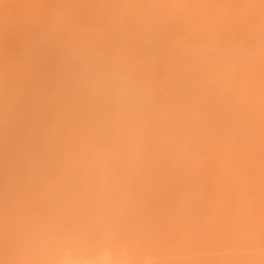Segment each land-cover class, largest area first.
I'll use <instances>...</instances> for the list:
<instances>
[{
  "label": "bare ground",
  "instance_id": "6f19581e",
  "mask_svg": "<svg viewBox=\"0 0 264 264\" xmlns=\"http://www.w3.org/2000/svg\"><path fill=\"white\" fill-rule=\"evenodd\" d=\"M178 252L264 264V0H0V264Z\"/></svg>",
  "mask_w": 264,
  "mask_h": 264
},
{
  "label": "rangeland",
  "instance_id": "374dc122",
  "mask_svg": "<svg viewBox=\"0 0 264 264\" xmlns=\"http://www.w3.org/2000/svg\"><path fill=\"white\" fill-rule=\"evenodd\" d=\"M189 195H191V194H189ZM194 195V194H193ZM198 195H199V197H198ZM195 194L193 197H194V199L195 200H200V197H201V200L202 201H204V203H203V205H201V207L202 208H200V205L198 206V205H194V207L196 206V208H193V206L191 205V204H189L187 201H190V200H194L193 199V197L192 196H185V195H180L179 196V194H177V196L174 194V195H166L167 197L165 198V197H163V196H165V195H154V198L152 197V196H148V197H146V196H137V200L139 199V201H140V199H142V200H147V199H151L152 200V202H153V204H148V207H146V204L145 203H129L130 204V207L132 208H130L129 207V204L128 203H126V205L125 204H123L124 206H121V205H116V206H118V208L119 207H121L120 208V211L119 210H117V207L116 206H112V208H110V206H108L107 208H109V209H111V211H112V213H114V214H116V213H121V215L120 216H122V217H124V213L126 212V217H130V216H142V214L143 213H145L146 211L148 212L146 215L144 214L143 216H148V215H158V216H172V215H177V214H180V212L181 213H183V212H190L189 211V208L188 207H191L192 208V210H194V209H198L197 207H199V209H201V211H200V213L199 214H197L200 218H201V220H202V218H203V220L204 219H208V220H204L205 222H210V223H212V224H214L215 222H216V217H215V222L214 221H211L212 219V217H213V215H211V214H215V213H217L218 212V214L216 215H214V216H218L219 214H221L218 218H220V217H223V212H229V209H230V204L228 205L227 203L228 202H225L226 203V205H227V207L225 206V205H221L220 203H222V204H224L223 203V201L225 200H230V199H232L234 196L233 195H220V197L222 196V198H221V201H220V197H219V195L218 196H216L217 198H214V200H217V201H219V202H217V201H212L213 200V197H215V196H211V195H200V194ZM156 196V197H155ZM202 196H204L203 198H202ZM226 196H227V199H226ZM231 198H230V197ZM233 196V197H232ZM248 196V198L249 197H254V196H250V195H248V194H246L245 195V197H247ZM160 197H162V199L160 198ZM172 197V198H171ZM176 197V198H175ZM205 197H207L206 199H204ZM136 198V197H135ZM160 198V199H159ZM168 199H170V200H168ZM172 199H173V202H175V200H179V199H184V201H182V203L184 202V204H187L188 206L187 207H185V205L184 204H182L181 202V206H183V207H180V203H178V204H173L172 203ZM209 199V200H208ZM141 200V201H142ZM162 200V201H161ZM166 200H168L167 202H166ZM208 200V201H207ZM157 201V202H156ZM159 201V202H158ZM164 201V202H163ZM161 202V203H160ZM162 202H163V204H162ZM205 202H208V203H211L210 205H207L208 203H205ZM158 203V204H157ZM171 203V204H170ZM219 203V204H218ZM158 206H157V205ZM167 204V205H166ZM215 204V205H214ZM216 204H218V205H216ZM168 205H170V206H168ZM206 205V206H205ZM152 206V210H150L151 207ZM208 206H210V208L208 207ZM211 206H213V208H216V209H211L212 207ZM219 206H221L222 207V209H220V211L219 210H217V209H219L220 207ZM116 207V208H115ZM126 207H129L130 209H127ZM207 207H208V210H207ZM225 207V208H224ZM115 209L114 211L112 210V209ZM137 208V209H136ZM141 208H144V210H146L145 212L144 211H141ZM147 208V209H146ZM182 208V209H181ZM188 208V209H187ZM206 208V209H205ZM109 209L107 210V211H109ZM140 209V211H138ZM204 209V210H203ZM123 210H125L124 211V213H123ZM134 210H136V211H134ZM143 210V209H142ZM188 210V211H187ZM211 210H214V211H212L211 212ZM221 210H222V213H219V212H221ZM117 211V212H116ZM142 212V213H141ZM153 212V213H152ZM119 213H118V215H119ZM135 213V214H134ZM138 213H140L139 215H137ZM173 213V214H172ZM202 213H203V215H202ZM205 213V214H204ZM208 213L211 215V217H210V215H208ZM206 214H207V216H206ZM224 214H226V213H224ZM191 215H194V214H191ZM200 215H202V216H206V217H208V218H204V217H202V216H200ZM194 216H196V215H194ZM199 217H197V218H199ZM218 221V220H217ZM217 223V222H216ZM197 252H189V253H187V255H186V253H184V252H178L177 253V255L176 256H178V258L180 257L181 258V255L182 256H184V260H182V261H180V258L179 259H177L176 257V259H172L171 257H165V256H163V257H161V259H163V260H168L167 262H169V260L171 259V260H178V262H182V263H184V264H188L189 262L191 263V262H194V260L196 259V258H199L200 256H197L196 258L193 256V255H198L199 253H197ZM236 253H238V252H236ZM242 253H244V252H242ZM246 253V252H245ZM249 253V252H248ZM157 255V257H159V256H161V254H163V253H161V254H157V253H154V254H152V256H154V255ZM179 254V255H178ZM181 254V255H180ZM184 254V255H183ZM190 255V256H189ZM185 256H188L187 257V259L188 258H190L191 256H193L192 258H190V259H185ZM202 256V255H201ZM148 257V256H147ZM151 257V256H150ZM156 257V256H155ZM165 258V259H164ZM195 258V259H194ZM182 259H183V257H182ZM191 259H194V260H191ZM165 260V261H166ZM170 260V261H171ZM191 260V261H190ZM184 261V262H183ZM185 262H187V263H185Z\"/></svg>",
  "mask_w": 264,
  "mask_h": 264
}]
</instances>
